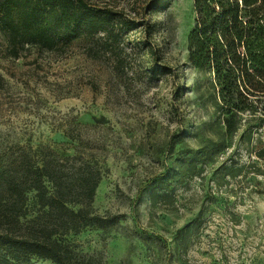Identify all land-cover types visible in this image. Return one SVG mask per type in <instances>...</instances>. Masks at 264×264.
I'll use <instances>...</instances> for the list:
<instances>
[{
    "label": "rangeland",
    "instance_id": "obj_1",
    "mask_svg": "<svg viewBox=\"0 0 264 264\" xmlns=\"http://www.w3.org/2000/svg\"><path fill=\"white\" fill-rule=\"evenodd\" d=\"M195 17L193 0L159 2L150 38L128 33L123 68L93 56L97 38L12 57L0 32V203L11 159L71 154L77 139L104 171L91 208L119 215L68 235L90 264H264V97L227 112L188 59Z\"/></svg>",
    "mask_w": 264,
    "mask_h": 264
},
{
    "label": "trees",
    "instance_id": "obj_2",
    "mask_svg": "<svg viewBox=\"0 0 264 264\" xmlns=\"http://www.w3.org/2000/svg\"><path fill=\"white\" fill-rule=\"evenodd\" d=\"M161 1L0 0V32L12 57L29 47L61 53L76 39L97 38L93 56L106 52L123 68L128 33L149 39L152 23L147 13ZM193 2L189 61L213 73L227 112L251 109L248 98L264 97V0ZM146 48L155 52L150 40ZM261 111L264 114V106ZM78 145L71 154L51 147L37 156L24 152L5 165L0 264H31L33 257L55 264H90L68 235L111 226L119 215L91 208L104 171Z\"/></svg>",
    "mask_w": 264,
    "mask_h": 264
}]
</instances>
